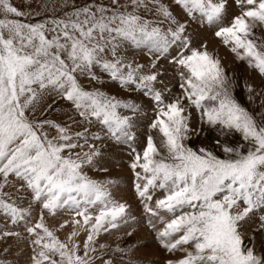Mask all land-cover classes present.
I'll use <instances>...</instances> for the list:
<instances>
[{"label": "snow or ice", "instance_id": "obj_1", "mask_svg": "<svg viewBox=\"0 0 264 264\" xmlns=\"http://www.w3.org/2000/svg\"><path fill=\"white\" fill-rule=\"evenodd\" d=\"M233 3L239 13L225 26L227 0H92L71 10L67 0L59 8L48 0L43 7L51 15L35 21L20 19L24 11L0 0V240L23 242L28 264H156L131 259L147 247L128 243L146 222L168 254L162 264H264L255 236L246 242V230L264 236V110L237 100L236 82L218 56L188 32L193 23L214 27L235 57L264 77V41L255 35L264 27V0ZM128 48L143 51L148 62L129 60ZM162 58L179 92L163 79ZM96 69L148 99L153 118L142 151L134 129L144 106L86 88L81 78L104 85ZM245 88L252 101L253 88ZM58 100L70 105L66 119L50 118L63 111ZM192 109L222 138L215 148L186 143L200 134L190 123ZM120 146L130 149L139 219L114 197L116 180L89 175L107 173L108 149ZM6 189L23 191L27 206ZM104 235L115 236L114 244L100 242Z\"/></svg>", "mask_w": 264, "mask_h": 264}, {"label": "rangeland", "instance_id": "obj_2", "mask_svg": "<svg viewBox=\"0 0 264 264\" xmlns=\"http://www.w3.org/2000/svg\"><path fill=\"white\" fill-rule=\"evenodd\" d=\"M48 0H11V3L16 6L21 11L25 12V17H21L22 20H38L42 19L45 16L51 15L50 11H47L43 5L47 3ZM69 7L65 10H71V5L74 3L76 5H83L84 3H90L92 0H67ZM100 2V0H97ZM107 3V0H104ZM123 2V0H122ZM164 3H170L171 0H163ZM60 0H56L57 8H59ZM227 12L223 24L228 25L232 17L239 13V9L235 7L233 0H227ZM172 11L178 18H182L183 14L181 10L175 6L172 7ZM38 14V15H37ZM57 15H60V12L57 11ZM144 15V13H141ZM150 18V17H149ZM214 27H209L207 24L200 26L198 23H193L190 25L188 32L194 36V44H206L207 50L210 53H214L218 56L221 61L222 66L225 71L231 76L236 82V87L234 89V95L237 100L250 111L260 112L264 110V77L260 76L258 71L253 68H249L246 62L239 61L235 54L232 53L229 47H226L220 38H217L214 34ZM255 35L261 40L264 41V27L258 28L255 30ZM172 55H175V50H170ZM127 58L129 60L134 59L138 63L146 64L149 60V57L140 50H135L128 48L126 52ZM168 70V75L163 77L165 82L169 87L173 89V92H179L178 87V77L173 78V69L168 65V62L163 58L159 62ZM98 75H101L102 79L105 80L103 86L99 85L97 82L93 81L89 83L86 78H81V82L86 88L102 87L103 91L108 92L111 95H116L117 98L124 100H133L138 104H142L145 108V111L141 114H138L135 118L137 127L134 129L137 135V140L134 142V146L137 151H142L143 147L146 145V135L148 133L147 125L151 122L153 118V109L149 106V101L146 97H142L141 94L135 91H126L119 88L117 85L112 84L108 81L106 76H103L99 72V69H96ZM251 85L253 88L252 97L253 100L249 101L248 93L246 91L245 85ZM157 87H162V85H157ZM58 109H63V111H53L50 118L52 119H66L63 115L64 111H68L70 105L65 101H57L55 106ZM192 111V118L190 123L200 128V134L194 135L191 140L186 143L193 148L199 147H212L215 148V140L222 139L217 136V133L210 129L208 125L200 123L199 114L196 113L194 109ZM78 119V117H77ZM95 130V129H93ZM154 141L157 146H160L161 137L155 131L152 133ZM238 137V134H237ZM110 155H108L104 161L105 166L108 168V172H89V175L97 179H113L118 183L113 186L112 192L115 198L120 199L122 202H126L131 206L133 214L137 218H141L144 213L142 208L138 204V200L135 196L133 182L134 177L131 169L128 167L131 157L128 155L130 149L127 146H120L118 148L111 147L108 149ZM163 151V149H161ZM7 191H12L13 198L16 199L18 205L22 207L27 206V201L25 200L21 203L19 197L26 195L23 191L21 193H16L13 189H6ZM161 193L157 191L156 196H160ZM154 196V199L156 198ZM67 218V217H64ZM49 225L52 226V221L49 219ZM5 221L2 215H0V228H3ZM11 227V225H9ZM157 227H162L157 223ZM23 233V228L16 229ZM69 228L61 230L58 235L60 239H65L66 234L69 231ZM83 233L79 239H83ZM248 236H255L254 244L255 250L257 253L264 252V236H261L259 232H252L246 230V242ZM116 241L115 236L104 235L101 237L100 242H107L114 244ZM143 243L147 242V247L137 248L131 255L133 260H142L152 258L156 260V264H162L163 259L168 255L159 249L158 245L153 240V233L147 228L146 222L137 226L135 234L128 240V243ZM9 248L7 253L4 252L5 248ZM30 255V250L24 246L23 242L18 241L16 238H8L6 240H0V261H5L7 264H28V257ZM158 258V259H157ZM127 260L128 257H125Z\"/></svg>", "mask_w": 264, "mask_h": 264}]
</instances>
